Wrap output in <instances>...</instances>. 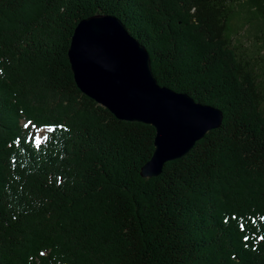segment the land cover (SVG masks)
<instances>
[{
	"label": "trees",
	"instance_id": "1",
	"mask_svg": "<svg viewBox=\"0 0 264 264\" xmlns=\"http://www.w3.org/2000/svg\"><path fill=\"white\" fill-rule=\"evenodd\" d=\"M97 15L160 86L223 113L156 178L154 128L74 82L72 34ZM263 51L264 0H0V264H264Z\"/></svg>",
	"mask_w": 264,
	"mask_h": 264
},
{
	"label": "water",
	"instance_id": "2",
	"mask_svg": "<svg viewBox=\"0 0 264 264\" xmlns=\"http://www.w3.org/2000/svg\"><path fill=\"white\" fill-rule=\"evenodd\" d=\"M67 57L82 94L120 121L154 128V150L140 168L142 178L158 177L167 162L185 156L221 126V110L158 84L147 50L114 16L78 22Z\"/></svg>",
	"mask_w": 264,
	"mask_h": 264
},
{
	"label": "rangeland",
	"instance_id": "3",
	"mask_svg": "<svg viewBox=\"0 0 264 264\" xmlns=\"http://www.w3.org/2000/svg\"><path fill=\"white\" fill-rule=\"evenodd\" d=\"M237 40L240 41L242 45V49L246 50L248 53H251L250 48L253 49V44L258 42L252 31L250 30V27L248 25H245L239 33V36L237 37ZM264 52V51H263ZM41 132V131H39ZM43 139V135H39L36 137L35 141L39 142Z\"/></svg>",
	"mask_w": 264,
	"mask_h": 264
}]
</instances>
